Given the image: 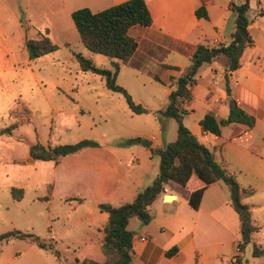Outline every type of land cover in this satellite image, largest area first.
Listing matches in <instances>:
<instances>
[{
    "label": "crops",
    "instance_id": "0c3cea01",
    "mask_svg": "<svg viewBox=\"0 0 264 264\" xmlns=\"http://www.w3.org/2000/svg\"><path fill=\"white\" fill-rule=\"evenodd\" d=\"M123 1L125 0H18L20 43L24 46V40L33 36L32 34H43L57 45L55 36L62 35L65 38V32L72 30L70 21L73 10L87 7L95 12ZM144 1L152 22L149 26L129 27L128 34L136 39L137 47L127 62H120L119 70L121 67H128L133 73L144 74L159 83L163 87L164 103L170 92V77H178L184 73L189 57L198 44L216 46L229 42L230 34L235 29V13L231 4H238L243 0ZM248 2V31L252 44L247 48L251 49L250 52L245 54L247 48L242 51L239 67L231 72L226 71L222 57L202 66L195 76L196 83L191 86L192 99L181 104L186 112L182 116V122L199 142L214 151L217 162L216 148L220 151L223 148L224 154H221L219 163L236 178L242 190L251 189V194L259 191L264 194V142H255L257 123L264 126V45H259L251 33L252 27H255L264 34V0ZM201 3L205 6L207 18H199L195 14ZM251 11L254 13L250 15ZM62 42L67 44V39ZM0 53L3 54L2 68L18 69L21 61L13 53L5 36H0ZM28 60L32 61L29 56ZM241 72L242 83L236 79L233 85L228 83L233 75L238 78ZM199 74L206 78L201 84L197 83L198 79H202ZM154 75L165 83L156 81ZM219 78L223 79L222 83ZM197 86L204 90L202 99L196 94ZM227 89L232 100L255 117L254 126L247 129L242 125H225L221 128L220 135L202 131L199 120L204 114L212 113L218 119L227 117L230 107ZM18 92V109L28 113L23 103L32 105L25 95L20 94V88ZM166 104L167 102L165 106ZM146 108L158 110L153 105ZM150 138V145L142 147L148 148L153 144V135ZM123 155L120 150L99 143L62 156L57 162L53 161L54 174L47 183L49 197L43 198L46 193L36 198L45 202L48 207L54 200L61 201L67 207L64 215L67 220L75 215L74 224H66V220H63L61 224L68 227L63 231H56L51 224L54 213L47 212V226L54 241H78L84 244L79 247L73 264H102L116 258L115 254L105 253L101 247L102 227L107 214L99 211L98 204L104 202L118 206L131 201L142 190L135 184V179L126 180L127 172L131 169L129 162H138V159L128 153ZM227 157L230 161H227ZM234 158H238L239 165L229 163ZM153 175L156 177L157 174ZM197 186H192L190 190ZM166 194L175 197L164 199ZM244 196L246 194L242 193V200ZM254 204L252 201L248 203L250 206ZM149 210L151 220L148 223L144 224L135 217L128 221L127 229L132 232V259L129 264H235L233 256L240 251L236 247L240 240V226L238 216L230 206L229 189L224 182L219 180L209 184L197 209L166 188L158 194ZM55 218L59 219L58 216ZM172 246L176 247V251L166 255V251Z\"/></svg>",
    "mask_w": 264,
    "mask_h": 264
},
{
    "label": "rangeland",
    "instance_id": "374dc122",
    "mask_svg": "<svg viewBox=\"0 0 264 264\" xmlns=\"http://www.w3.org/2000/svg\"><path fill=\"white\" fill-rule=\"evenodd\" d=\"M253 13L251 11L249 14ZM71 24L72 30L65 32V38L55 36L58 40L55 51L29 61L28 51L21 45L18 32V0H0V36L7 38L13 53L21 61L17 70L4 69L1 64L3 54L0 53V131L12 122L17 121L18 124L10 135L0 133V233L9 230L33 233L40 241L51 243L59 253L57 258L27 238L12 237L9 242L0 243V264H73L79 247L84 246L82 242L54 241L51 237L47 212L54 213L51 224L56 231L68 227L61 224L63 220H66V224H74L75 215L67 220L64 217L67 207L61 201L54 200L48 207L45 202L36 199L47 193V183L54 174V163L52 159L43 161L31 157V146L44 144L48 149L89 139L120 150L121 155L128 153L138 162H129L131 169L127 172L126 180L135 179V184L143 190L152 182L153 174H157V148L173 141L177 135L175 119L153 113H132L121 93L105 87L102 76L80 70L74 53L81 54L100 68L112 69V62L117 59L88 50L80 41L73 22ZM251 33L259 45H264V34L260 30L252 27ZM32 35L30 38L38 37ZM63 39H67V44L62 42ZM246 50L245 54H248L251 49ZM199 76L202 79H198L197 83L201 84L206 78L201 74ZM234 76L229 79V84L233 85L235 79L242 83L243 72L237 75L238 78ZM219 79L222 83L223 79ZM116 83L126 89L135 103L146 107L153 105L158 110L165 107L167 100L163 103V87L144 74H135L128 67H121ZM19 88L20 94L25 95L32 105L28 106L19 99L28 113L18 109ZM203 91L201 86H197L196 94L201 96L200 99ZM235 126L242 127L240 124ZM263 133L264 126L259 122L256 126V143L264 142ZM151 135L153 144L148 148L142 147V140L151 141ZM132 138H139V141L128 143ZM37 152L40 153L39 150ZM222 153L223 148L222 151L216 148L219 162ZM54 154V151L50 152V156ZM226 159L230 161L229 157ZM232 161L229 163L239 165L238 158ZM12 188L23 189L21 199H13ZM263 200L261 191L243 197V203H255L248 206L251 222L257 226V230L251 234L250 242L243 250L235 255V264H264V255H252L254 245L264 250Z\"/></svg>",
    "mask_w": 264,
    "mask_h": 264
},
{
    "label": "trees",
    "instance_id": "16d2710c",
    "mask_svg": "<svg viewBox=\"0 0 264 264\" xmlns=\"http://www.w3.org/2000/svg\"><path fill=\"white\" fill-rule=\"evenodd\" d=\"M248 1L243 0L238 4H231L235 13V29L230 34L229 42L220 43L216 46L198 44L189 57L188 66L184 73L178 77H170L168 83L170 92L165 108L155 111L140 103H135L126 89L116 83L119 63L127 62L137 47L136 39L128 34L129 27L133 25L149 26L152 22L146 2L144 0H125L95 12L87 7L78 8L71 12L72 22L82 44L92 52L117 59V61L112 62V69L100 68L81 54L74 53L80 70L91 71L102 76L105 87L121 93L132 113L151 112L173 118L177 122L176 138L156 150L159 164L157 175L153 181L139 191L129 202L118 206L104 202L98 204L99 211L107 214V220L102 227L101 247L105 253H113L116 256L114 260H108L102 264H129L131 262L132 232L127 229L128 221L135 217L144 224L148 223L151 220L150 205L158 194L164 192L166 188L184 198L192 208L197 209L205 188L220 180L229 189L230 206L239 219L240 240L237 243V249L242 251L245 245L250 242L251 234L257 230V226L251 222L249 206L242 202V193L251 194L252 190H242L236 178L228 172L224 165L217 162L214 151L199 142L196 136L183 124L182 116L186 112L181 106L182 102L192 99L191 86L196 83L195 76L206 63L222 57L226 71L231 72L239 67L242 51L252 44V38L248 31ZM195 14L199 18H207L203 3L196 8ZM24 46L31 60L51 53L58 48L47 35L43 34L36 38H26ZM153 77L156 81L165 83L157 75ZM227 95H230L228 89ZM229 104V112L224 119H218L212 113L204 114L199 120L202 131L220 135L224 125L240 124L247 129L254 126L255 117L252 114L238 106L233 100ZM17 126V122H12L0 133L10 134ZM134 141H139V138H132L127 142ZM97 145L98 143L89 139H81L72 144H60L48 149L42 144H35L30 148V155L43 161L52 159L57 162L59 156L73 154L85 147ZM38 150L40 153L37 152ZM51 151L55 152L53 157L50 156ZM194 185L198 186L190 190ZM11 194L13 199L19 200L23 196V189L12 188ZM49 194L50 189L48 187V192L43 198L47 199ZM12 237L27 238L59 258L58 251L53 248L51 243L46 244L40 241L33 233L9 230L0 233V243ZM175 251L176 247L172 246L166 251V255L169 256ZM252 255H264V250L254 245Z\"/></svg>",
    "mask_w": 264,
    "mask_h": 264
},
{
    "label": "water",
    "instance_id": "95a60500",
    "mask_svg": "<svg viewBox=\"0 0 264 264\" xmlns=\"http://www.w3.org/2000/svg\"><path fill=\"white\" fill-rule=\"evenodd\" d=\"M227 101L228 102L232 101V98L230 96H228L227 97ZM142 145L149 146L150 145V141H148V140H142ZM167 197L168 198H172V197H175V195H171V194L164 195V199H166Z\"/></svg>",
    "mask_w": 264,
    "mask_h": 264
},
{
    "label": "built area",
    "instance_id": "2783aa9c",
    "mask_svg": "<svg viewBox=\"0 0 264 264\" xmlns=\"http://www.w3.org/2000/svg\"><path fill=\"white\" fill-rule=\"evenodd\" d=\"M238 251H239V249H237ZM236 260V257L235 256H233V261H235Z\"/></svg>",
    "mask_w": 264,
    "mask_h": 264
}]
</instances>
